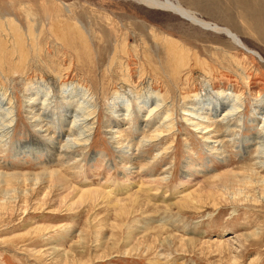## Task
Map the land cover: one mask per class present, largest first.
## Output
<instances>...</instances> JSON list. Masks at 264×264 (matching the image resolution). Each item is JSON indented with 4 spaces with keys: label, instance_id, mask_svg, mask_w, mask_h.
Listing matches in <instances>:
<instances>
[{
    "label": "rangeland",
    "instance_id": "rangeland-1",
    "mask_svg": "<svg viewBox=\"0 0 264 264\" xmlns=\"http://www.w3.org/2000/svg\"><path fill=\"white\" fill-rule=\"evenodd\" d=\"M179 1L244 44L136 0H0V264H264V0Z\"/></svg>",
    "mask_w": 264,
    "mask_h": 264
},
{
    "label": "bare ground",
    "instance_id": "bare-ground-1",
    "mask_svg": "<svg viewBox=\"0 0 264 264\" xmlns=\"http://www.w3.org/2000/svg\"><path fill=\"white\" fill-rule=\"evenodd\" d=\"M137 2L139 3H142L144 4L145 6L147 7H152V8H156V9H160V10H164V11H168V12H172V13H175L187 20H189L190 22L194 23V24H197V25H201L205 28H209L211 30H214L216 32H221L223 34H226L230 37H232L234 40H236V42L240 43V44H244V42L242 40L239 39V37L236 35V33L232 32L228 27H223V26H220L216 23H212V22H209L208 20H205L203 18H200L197 14H196V11L195 10H192V9H188V7L186 8L184 6V4L182 5V2H180L179 0H136ZM62 20V19H61ZM18 41V40H17ZM20 41V40H19ZM22 41V40H21ZM172 40H170L171 42ZM175 42V41H174ZM18 44V43H17ZM22 44V43H21ZM172 45V44H170ZM168 45V47L170 46ZM177 45V43H176ZM19 46H20V43H19ZM172 47V46H171ZM170 48V47H169ZM175 48V47H174ZM172 48V49H174ZM248 48V47H247ZM20 50V49H19ZM23 51V50H22ZM182 51V50H181ZM20 52V51H19ZM251 54L255 55V56H261L257 51H254L252 49L249 48V51ZM177 53V52H175ZM23 54V53H22ZM177 55V54H175ZM180 55V54H179ZM26 56V55H25ZM182 56V55H181ZM24 57V56H23ZM262 57V56H261ZM178 60V59H177ZM24 61V60H23ZM67 84V83H66ZM81 89V87L79 88ZM88 89V88H87ZM70 90L72 91H75V87H72ZM88 91V90H87ZM82 92V96L84 97L85 100L89 99L86 98L87 97V92L85 90H81ZM1 94H5V92L1 93ZM6 95V94H5ZM49 95V94H48ZM76 96V95H75ZM6 99H2L0 100V139L3 140V138H5L9 132H10V128L13 126L12 125V122L14 120L13 118V113H14V110L11 106H9L8 104H6V100H7V95L5 97ZM33 99V97L30 96V100ZM92 99V98H91ZM238 100V99H237ZM82 102H85V101H82ZM129 102V101H128ZM45 103V102H44ZM89 103V102H88ZM81 104V103H80ZM83 105V104H82ZM86 105V104H85ZM85 105H83V110L84 112L82 111V114H78V115H75L74 117V120L72 121V127H74V125H77V123H80L81 126H82V129L81 130V133L79 132V137H77L75 140L73 139H66V144L64 143V145H72V144H76V145H83V144H86L89 140H90V134H91V130L92 127H90V123H89V120H90V116L93 115L96 110L95 109H89L88 105L85 107ZM160 104H157V106H159ZM81 106V105H80ZM155 109V108H154ZM154 111V110H153ZM240 111V106L237 104V103H233V105L230 107V109L228 110V114L225 115V116H228L229 114L231 113H234V112H239ZM96 116V115H95ZM230 116V115H229ZM227 118V117H226ZM79 124V126H80ZM200 124V123H198ZM199 126V125H198ZM78 128V127H77ZM203 128V127H202ZM74 129V128H73ZM161 133V132H160ZM162 135V133H161ZM264 146V145H263ZM67 148V147H66ZM71 148V147H70ZM262 151V150H261ZM261 160V159H260ZM259 160V161H260ZM264 161L261 163L260 161V164H263ZM257 165H259V163H257ZM264 167V165L262 166ZM57 172V171H56ZM236 173V172H235ZM230 174V173H229ZM229 174H221L218 178V180H223V184H222V189H223V192H226V194H228L229 192V189L231 190L233 188V190H231L230 194L232 196V198L234 200H240L242 199L241 198V194L245 191L246 187L249 186L252 181L249 180L250 177H248V175H244L240 178L239 175H230ZM20 177V176H19ZM37 177V176H36ZM3 178H9V180L11 179H18V174L14 173L13 175H9L8 173L7 174H3L0 172V184L1 182L3 181ZM35 178V177H34ZM29 179V178H27ZM62 179V178H61ZM4 180V181H5ZM20 180V179H19ZM35 180H39L38 179H35ZM13 181V180H12ZM33 181V180H32ZM264 181V179L262 180ZM6 182V181H5ZM263 183V182H261ZM37 185V184H36ZM253 185V184H252ZM264 186V184H262ZM232 187V188H231ZM250 187V186H249ZM225 189H228V192L224 190ZM4 189V188H3ZM8 189V188H7ZM222 189H220L222 191ZM5 191V190H3ZM101 191V190H100ZM258 191V190H257ZM262 192H264V187L262 189ZM106 193V192H105ZM5 194V193H4ZM7 194V193H6ZM10 194V193H9ZM191 194V193H190ZM25 195V194H24ZM245 194H243L244 196ZM225 196V195H224ZM247 196V195H245ZM4 197V196H3ZM189 197V196H188ZM254 197V196H253ZM190 198V197H189ZM245 198V197H244ZM247 198V197H246ZM255 198H257L255 196ZM12 199V198H11ZM260 199V198H259ZM190 200V199H189ZM248 200V199H246ZM243 201V200H242ZM3 202V201H2ZM9 202V201H8ZM258 202V201H257ZM184 203V202H183ZM3 205V204H2ZM6 206V205H5ZM4 206H2L3 208ZM2 210V209H1Z\"/></svg>",
    "mask_w": 264,
    "mask_h": 264
}]
</instances>
